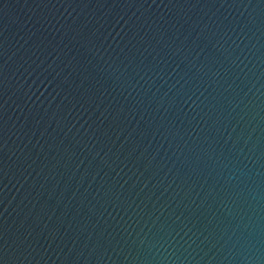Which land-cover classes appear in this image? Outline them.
I'll return each instance as SVG.
<instances>
[{
  "label": "water",
  "instance_id": "95a60500",
  "mask_svg": "<svg viewBox=\"0 0 264 264\" xmlns=\"http://www.w3.org/2000/svg\"><path fill=\"white\" fill-rule=\"evenodd\" d=\"M0 264H264V0H0Z\"/></svg>",
  "mask_w": 264,
  "mask_h": 264
}]
</instances>
